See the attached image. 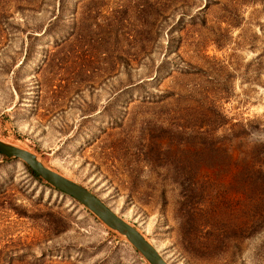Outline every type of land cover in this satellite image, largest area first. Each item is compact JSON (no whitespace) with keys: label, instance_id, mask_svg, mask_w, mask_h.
Instances as JSON below:
<instances>
[{"label":"rangeland","instance_id":"rangeland-1","mask_svg":"<svg viewBox=\"0 0 264 264\" xmlns=\"http://www.w3.org/2000/svg\"><path fill=\"white\" fill-rule=\"evenodd\" d=\"M0 140L169 264H264V0H0ZM28 168L0 155V264H149Z\"/></svg>","mask_w":264,"mask_h":264},{"label":"water","instance_id":"water-1","mask_svg":"<svg viewBox=\"0 0 264 264\" xmlns=\"http://www.w3.org/2000/svg\"><path fill=\"white\" fill-rule=\"evenodd\" d=\"M0 155L24 161L37 176L50 186L73 198L95 214L110 229L126 237L149 264H169L158 249L138 229L125 221L100 197L85 186L50 169L35 154L1 140Z\"/></svg>","mask_w":264,"mask_h":264},{"label":"trees","instance_id":"trees-1","mask_svg":"<svg viewBox=\"0 0 264 264\" xmlns=\"http://www.w3.org/2000/svg\"><path fill=\"white\" fill-rule=\"evenodd\" d=\"M28 170L36 179H39V176H37L30 168H28Z\"/></svg>","mask_w":264,"mask_h":264},{"label":"bare ground","instance_id":"bare-ground-1","mask_svg":"<svg viewBox=\"0 0 264 264\" xmlns=\"http://www.w3.org/2000/svg\"><path fill=\"white\" fill-rule=\"evenodd\" d=\"M39 159V158H38Z\"/></svg>","mask_w":264,"mask_h":264}]
</instances>
